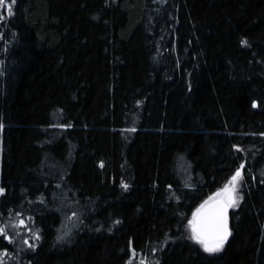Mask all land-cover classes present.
Returning <instances> with one entry per match:
<instances>
[{"label": "trees", "instance_id": "obj_1", "mask_svg": "<svg viewBox=\"0 0 264 264\" xmlns=\"http://www.w3.org/2000/svg\"><path fill=\"white\" fill-rule=\"evenodd\" d=\"M0 15L3 264H264V0H16ZM241 164L231 235L209 255L188 221Z\"/></svg>", "mask_w": 264, "mask_h": 264}, {"label": "snow or ice", "instance_id": "obj_2", "mask_svg": "<svg viewBox=\"0 0 264 264\" xmlns=\"http://www.w3.org/2000/svg\"><path fill=\"white\" fill-rule=\"evenodd\" d=\"M16 0H11L10 4L6 5V0H0V9L7 7V13L9 16L12 15V5L15 4ZM3 20V16L0 15V21ZM242 45H247L246 40L241 41ZM254 108L257 107V103L253 102L252 105ZM4 125L0 123V131L3 130ZM70 127V125H68ZM130 131H135V129H130ZM264 135V134H262ZM238 151L240 149H237ZM101 166H103L101 164ZM245 168L244 164H241L236 170L235 173L230 178L229 182L225 187L218 191L213 197H210L209 200L205 201L204 204L200 206L195 213H193V218L188 221V229L190 231L189 239H191L195 244L199 245L200 248L209 255H214L220 253L224 249L225 242L228 237L231 235L229 230V219L228 212L229 209L239 206V201L243 197L239 194V188L241 182L244 180L243 169ZM59 186V185H57ZM125 190H127L128 185H121ZM5 194V189L0 187V195ZM44 203L43 200L39 201ZM22 216V213H17V217ZM73 216H76V213H73ZM31 221V217L27 218ZM119 223V221H116ZM12 227L27 228L31 233L33 241L40 240L39 230L37 229L33 232L26 224L25 219H18V222ZM69 235L68 232H65L63 235H58L57 240L62 241ZM0 237L6 240L9 244L14 243L11 237H9L6 226L0 225ZM23 243L28 246V248L35 250V243H29L28 239H24ZM8 252L5 248L3 251H0V264H3V257L7 256ZM134 257V253H133ZM131 264V261H129ZM141 264H145V261H141ZM158 264V262H157Z\"/></svg>", "mask_w": 264, "mask_h": 264}, {"label": "rangeland", "instance_id": "obj_3", "mask_svg": "<svg viewBox=\"0 0 264 264\" xmlns=\"http://www.w3.org/2000/svg\"><path fill=\"white\" fill-rule=\"evenodd\" d=\"M230 180V179H229ZM229 180L226 182V183H224V185L221 187V188H219L215 193H213L210 197H213L218 191H220V190H222L224 187H225V185L229 182ZM241 186H240V188H239V194L241 195ZM209 197V198H210ZM209 198L207 199V200H209ZM206 200V201H207ZM240 202V201H239ZM204 204V203H203ZM201 206V205H200ZM200 206L198 207V209L200 208ZM236 208V207H235ZM235 208H231L230 210H232V209H235ZM197 211V210H196ZM195 211V212H196ZM194 212V213H195ZM192 218H193V216H192ZM189 233V236H190V231L188 232ZM228 240V239H227ZM226 243H227V241L225 242V245H226ZM225 245H224V247H225ZM131 264H134L132 261H131Z\"/></svg>", "mask_w": 264, "mask_h": 264}, {"label": "water", "instance_id": "obj_4", "mask_svg": "<svg viewBox=\"0 0 264 264\" xmlns=\"http://www.w3.org/2000/svg\"><path fill=\"white\" fill-rule=\"evenodd\" d=\"M229 216H230V210L228 212V219H229ZM229 230H230V220H229Z\"/></svg>", "mask_w": 264, "mask_h": 264}, {"label": "bare ground", "instance_id": "obj_5", "mask_svg": "<svg viewBox=\"0 0 264 264\" xmlns=\"http://www.w3.org/2000/svg\"><path fill=\"white\" fill-rule=\"evenodd\" d=\"M230 212H231V210H230Z\"/></svg>", "mask_w": 264, "mask_h": 264}]
</instances>
